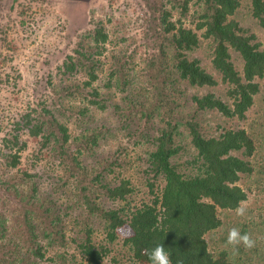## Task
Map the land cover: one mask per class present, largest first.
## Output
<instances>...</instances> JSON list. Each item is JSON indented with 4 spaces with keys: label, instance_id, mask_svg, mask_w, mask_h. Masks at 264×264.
Masks as SVG:
<instances>
[{
    "label": "trees",
    "instance_id": "1",
    "mask_svg": "<svg viewBox=\"0 0 264 264\" xmlns=\"http://www.w3.org/2000/svg\"><path fill=\"white\" fill-rule=\"evenodd\" d=\"M142 1L134 46L98 19L58 67L84 78L13 121L61 169L48 190L17 168L26 142L4 136L15 171L0 176V264H151L158 244L171 264H264V200L236 214L248 192L264 195V124L246 122L256 99L264 116V46L237 17L264 32V0ZM121 136L138 149L135 180ZM233 227L255 246L229 245Z\"/></svg>",
    "mask_w": 264,
    "mask_h": 264
},
{
    "label": "rangeland",
    "instance_id": "2",
    "mask_svg": "<svg viewBox=\"0 0 264 264\" xmlns=\"http://www.w3.org/2000/svg\"><path fill=\"white\" fill-rule=\"evenodd\" d=\"M145 9L142 0H0L1 177L15 171L5 167L1 159L2 153L8 151L3 138L18 133L20 139L26 142V147L21 152L17 168L38 173L40 188L48 190L53 181L49 175L61 173V169L55 163H48L49 151L39 149V138L29 135L26 127L13 129V121L22 112L30 110L31 107H37L38 102H50L56 96L55 90H59L75 77L84 78L80 74H76L75 77L64 76L58 67L62 65L65 55L72 52L87 27H92L98 19H101L110 38H116L118 35L126 37V40L119 41L118 45L133 43L134 46L136 42L132 41V38L138 42L142 32L140 10ZM237 17L256 33L264 46V32L255 22L241 15ZM115 30L117 33H114ZM232 58L235 66L241 70L240 56L233 53ZM137 60L138 57L135 58V62ZM63 101V104H67L71 99L65 96ZM96 115L101 119V116L105 114L97 112ZM247 116L246 122L253 120L255 123L264 124V116L258 109L257 99L252 108L247 111ZM68 124L72 128V122ZM119 140L127 147L126 154L131 158V163L126 166L127 171L122 170V172L131 174L135 180L138 173L134 156L138 149L134 148L127 137L121 136ZM185 155L182 156L183 161ZM62 198L60 196L59 200L61 201ZM139 200L140 195L136 194L134 203ZM256 200L259 203L262 202L264 195L260 197L255 191H250L247 199L241 204L249 206ZM257 214L260 212L254 210L255 217L258 216ZM261 216L264 219V210L261 211ZM118 233L119 242L122 243L131 231L125 225L118 229ZM103 235L101 226L98 225L93 232V237L102 241ZM216 236L218 234L215 233L212 240H216ZM69 248L73 251L75 246L71 245ZM210 248L213 250L214 247L210 246Z\"/></svg>",
    "mask_w": 264,
    "mask_h": 264
},
{
    "label": "clouds",
    "instance_id": "3",
    "mask_svg": "<svg viewBox=\"0 0 264 264\" xmlns=\"http://www.w3.org/2000/svg\"><path fill=\"white\" fill-rule=\"evenodd\" d=\"M245 205L241 204L236 209V214L243 216L245 214ZM227 243L232 246L243 244L246 248H252L255 246V241L248 233H241V231L233 227L229 229L227 235ZM151 264H171L169 254L165 251L163 244L156 245L153 249L146 251L145 253Z\"/></svg>",
    "mask_w": 264,
    "mask_h": 264
}]
</instances>
